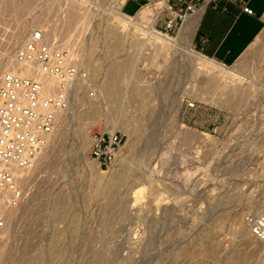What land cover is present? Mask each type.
Returning a JSON list of instances; mask_svg holds the SVG:
<instances>
[{
  "label": "rangeland",
  "instance_id": "374dc122",
  "mask_svg": "<svg viewBox=\"0 0 264 264\" xmlns=\"http://www.w3.org/2000/svg\"><path fill=\"white\" fill-rule=\"evenodd\" d=\"M142 1L128 0L122 10L114 0H0V41L10 50L31 28L44 26L75 48L79 62L95 75L87 74L80 92L73 88L68 108L27 171L26 198L6 238H0V264H264V245L247 234L243 222L244 212L262 204L264 195V146L246 141L253 128L248 113L257 107L246 101L258 89L244 104L225 109L194 92L196 83L188 87L197 68L219 80L215 88L238 85L242 73L256 75L261 85L264 34L239 62L225 66L233 68L227 72L194 55L190 38L178 37L182 22L168 33L154 23L171 40L161 51L146 30L133 39V15L142 5L127 13ZM118 10L133 19L117 18ZM105 35L113 36L108 41ZM128 59L133 66L117 86L119 100L112 94L102 99L98 83L106 69ZM201 90L212 89L204 84ZM74 91L80 93L76 100ZM185 97L201 102L187 108ZM76 101L84 102L77 107L92 102L95 129L115 128L125 135L116 170L120 179H112L113 171H99L85 151ZM243 111L242 124L227 128L235 112ZM214 125L219 132L209 130ZM92 166L97 174L90 173ZM55 200L65 208L60 214L52 211Z\"/></svg>",
  "mask_w": 264,
  "mask_h": 264
},
{
  "label": "built area",
  "instance_id": "2783aa9c",
  "mask_svg": "<svg viewBox=\"0 0 264 264\" xmlns=\"http://www.w3.org/2000/svg\"><path fill=\"white\" fill-rule=\"evenodd\" d=\"M149 1L144 0L138 7ZM166 2L155 25L167 33L178 28L187 12L201 5L200 0ZM123 6L124 3L122 10ZM242 8L252 12L247 5L243 4ZM61 41L40 25L31 28L13 50L0 41V238H6L26 198V172L46 146L58 112L68 108L71 90L78 79L87 76L75 48H68ZM198 102L201 101L185 97L182 104L196 108ZM246 103L257 106L248 113L252 114L249 118L253 128L249 130L251 138L246 141L256 142L250 145L264 146V85ZM242 115L246 112H235L226 127L240 126ZM217 127L214 125L209 130L219 132ZM89 135L90 158L101 170L112 166L125 135L120 130L95 129L94 126ZM243 221L255 239L264 241V195L262 204L244 212Z\"/></svg>",
  "mask_w": 264,
  "mask_h": 264
},
{
  "label": "bare ground",
  "instance_id": "6f19581e",
  "mask_svg": "<svg viewBox=\"0 0 264 264\" xmlns=\"http://www.w3.org/2000/svg\"><path fill=\"white\" fill-rule=\"evenodd\" d=\"M115 2H117L118 0H114ZM120 1V0H119ZM119 4H120V2H118ZM120 6H121V4H120ZM162 7H163V4H162ZM161 7V8H162ZM161 8L159 9V11L161 10ZM196 11V9H194V10H192L191 12H187V14L185 15V17H184V19H183V21H182V25H181V27H180V31H179V36L178 37H181V38H187V37H191V34H192V30H193V19H189L190 17H188L189 15H191V14H193L194 12ZM117 18H128V19H133V17H130V16H127V15H125L123 12H121L120 10H118L117 11ZM157 16H158V12H151L147 7H144V8H142L136 15H135V17H134V21H133V29L131 30V36L133 37V39L137 36V34L139 33V31L138 30H146V32L151 36V38H153L157 43H158V50H163L162 48L164 47V45H166V44H168L169 43V41L171 42V40L169 39V38H167V37H165V36H163L157 29H155V27H154V23H155V21H156V18H157ZM188 17V18H187ZM195 21V20H194ZM113 28V27H112ZM108 29V28H107ZM114 31H115V34L116 35H120L121 33H119V32H121L120 31V29H118V28H114L113 29ZM113 31V32H114ZM112 33V32H111ZM107 34V33H106ZM126 35L128 34V33H125ZM114 35V34H113ZM113 35H109L110 37L111 36H113ZM106 36V35H105ZM108 36V35H107ZM106 36V38L105 39H107L108 37ZM115 36V35H114ZM119 37H121V36H119ZM118 37V38H119ZM124 37H126L125 35H124ZM117 38V37H116ZM110 39V38H109ZM113 39V38H112ZM125 38H123V40H124ZM128 39V38H127ZM108 40V39H107ZM109 41V40H108ZM110 41H111V39H110ZM115 42H118V41H116V40H114ZM120 41V40H119ZM122 41V40H121ZM104 43H106L105 41H103ZM110 43V42H109ZM119 44H120V42H118ZM116 44V43H115ZM118 44V45H119ZM173 44L175 45V43L173 42ZM254 44V43H253ZM64 45V44H63ZM108 45V44H107ZM106 45V46H107ZM118 45H114V47L115 46H118ZM65 46V45H64ZM103 46V45H102ZM113 46V45H112ZM66 47H68V46H66ZM68 48H70V47H68ZM111 48V47H110ZM118 48V47H117ZM122 48V47H121ZM157 48V47H156ZM109 49V48H108ZM116 49V48H115ZM107 52H109L110 51V49H109V51L108 50H106ZM112 51V50H111ZM110 51V52H111ZM106 52V53H107ZM113 52V51H112ZM111 52V53H112ZM164 52V51H163ZM190 54H193V52H190ZM103 55V54H102ZM105 55V54H104ZM107 55V54H106ZM194 55H199V56H201V58L203 57L200 53H198L197 51L195 52V54ZM108 56V55H107ZM103 57H105V56H103ZM107 58V57H106ZM203 58H205V57H203ZM202 58V59H203ZM104 59V58H103ZM205 59H207V58H205ZM208 60H210V59H208ZM102 61V60H101ZM210 61H212V60H210ZM214 62V61H213ZM99 63V62H98ZM215 63H217V62H215ZM5 64H7V63H5ZM82 64V63H81ZM92 64H93V62H92ZM92 64H91V68L92 67H94V66H92ZM97 64V63H96ZM219 64V63H218ZM82 65H84V64H82ZM94 65H95V63H94ZM99 65H100V63H99ZM131 65L133 66V60L132 59H130V61H129V59L128 60H126V61H121V60H119V61H117V62H114V63H112V65L110 66V68L108 67V69H106V71H105V75L102 77L103 79H101L102 81L101 82H99L98 84H99V96L102 98V99H107L108 97H110L111 96V94L113 95V96H115V98H116V100H119V97H120V95H118V91H117V86H118V84H119V82L125 77V74L126 73H128L129 72V69H130V67H131ZM0 66H2V63H0ZM103 66V65H102ZM84 67L86 68V70H87V74H89L90 72H89V67H88V69H87V67L84 65ZM223 67L225 68V69H227V70H225V71H227V72H229V70H233V68H230V67H225L224 65H223ZM242 67V66H241ZM90 68V69H91ZM98 68V67H97ZM97 68H94V69H96V71H97ZM99 68H100V66H99ZM94 69L92 70V71H94ZM100 69H103V68H100ZM200 70H201V72H200ZM204 70V69H203ZM203 70L201 69V68H199V70H198V68L197 69H195L194 70V73H193V75H192V77H191V80L189 81V89H192V87H193V85L196 83V85H197V88H195V90H193L194 92H197V93H199V95H200V97L201 98H203L205 101H208V100H214L215 102H217V103H219L223 108H225V109H227V108H234L235 106H237L238 104H241V103H245V100H247V96H249L250 94L251 95H253V92L255 91V89L257 88L258 90L260 89V88H262L263 87V85H264V79L262 80V84L260 85L259 84V80L257 81V78H255V76L256 75H252V76H247V77H243V73L241 74L242 75V77H240L242 80H243V82L241 81L238 85H236V86H234V87H228L227 85H225V84H223V85H221L220 87H218V88H215V85H217L218 84V79H213V75H210V73H207V72H203ZM206 70V69H205ZM224 70V69H223ZM95 71V72H96ZM207 71V70H206ZM89 72V73H88ZM103 72H104V70H103ZM226 72V73H227ZM99 73V72H98ZM213 73V72H212ZM211 73V74H212ZM104 74V73H103ZM90 75H93V77L95 76L94 75V73H92V74H89V76ZM98 75L99 74H97L96 73V76L98 77ZM101 75V74H100ZM88 76V77H89ZM102 76V75H101ZM88 77L86 76L85 78H80V79H78L77 80V82H76V85L74 86V89H76V90H78V88H81L80 87V85H83L84 83H83V81L85 80L86 81V78L88 79ZM203 77V78H202ZM219 77V76H218ZM217 77V78H218ZM220 78V77H219ZM237 79V78H236ZM93 80V79H92ZM89 81V80H88ZM95 81H96V79H95ZM94 82V81H93ZM83 83V84H82ZM89 83V82H88ZM92 83V82H91ZM90 83V84H91ZM171 83V82H170ZM204 84H207V86L209 87V88H211L212 90H211V92L209 91L208 93H206L207 91H202L201 90V92L202 93H200V91H199V89L204 85ZM209 84V85H208ZM256 84L258 85V86H256ZM88 85V84H87ZM89 86V85H88ZM146 86V85H145ZM162 86V85H161ZM213 86H214V88H213ZM83 87H85V86H83ZM90 87V86H89ZM89 87H87V88H89ZM119 87V86H118ZM256 87V88H255ZM142 88H143V86H142ZM141 88V89H142ZM153 88V87H152ZM167 88V87H166ZM140 89V90H141ZM150 89V88H149ZM148 89V90H149ZM159 89V88H158ZM139 90V91H140ZM144 90V89H143ZM79 91V90H78ZM75 92L74 94H73V99L75 98V100L76 99H78L77 97H79L78 96V94H80L79 92ZM83 91H84V89H83ZM138 91V92H139ZM160 91V90H159ZM163 91V90H162ZM161 91V92H162ZM142 92V91H141ZM143 92H145V90L143 91ZM149 92H151V91H149ZM166 92V91H165ZM165 92H164V94H165ZM73 93V89L71 90V93H70V96H71V94ZM169 93V92H168ZM163 94V92L161 93V95ZM136 97V96H135ZM138 98V97H137ZM162 98V97H161ZM161 100V99H160ZM160 100H159V102H160ZM172 100V99H171ZM77 101H79V100H77ZM77 101L73 104L74 106L73 107H76V111L75 112H77V121H78V119H79V121H81L82 120V122H84L83 124H84V131L82 132V133H79L80 134V136H81V138H83V141H84V143H85V151L86 152H88V150H89V142H90V135H89V130H90V128L93 126V125H96V124H98V119L95 117V108H94V105L92 104V102H90L88 105H86V106H83L84 104V102L83 103H79L80 105L81 104H83L82 106H78L77 107V105H78V103H77ZM165 101V100H164ZM247 101H249V99L247 100ZM246 101V102H247ZM108 102V101H107ZM158 102V101H157ZM76 103H77V105H76ZM86 103V102H85ZM95 103V102H94ZM76 105V106H75ZM161 105V104H160ZM163 105V104H162ZM166 105V104H165ZM151 106V105H150ZM155 106V105H154ZM170 106H172L171 104H170ZM220 106V107H221ZM152 107V106H151ZM153 108H155V107H152V109H150V111L149 112H153L154 113V110H153ZM149 109V108H148ZM160 109V108H159ZM230 110V109H229ZM64 111V110H63ZM172 111H173V113H172V118L176 115V107H175V102L173 101V108H172ZM147 112V111H146ZM62 113L63 112H61V111H59L58 112V114H57V116H56V120H55V124H56V121H57V119L61 116L62 117ZM64 114V113H63ZM151 114V113H150ZM152 115V114H151ZM54 127H55V125H54ZM54 129V128H53ZM111 130H115V128H112ZM53 131V130H52ZM52 133V132H51ZM51 135V134H50ZM130 136V135H129ZM50 137V136H49ZM125 142V141H124ZM252 143V142H251ZM124 144V143H123ZM122 147H123V145L121 146V148H120V150H119V152H118V154H117V157H116V160H115V163L112 165V166H110L109 168H107V169H103V170H101L96 164H95V162H94V164H95V166H96V168L99 170V171H101V172H108V171H113L112 172V174H113V177H112V179H116V178H119L120 179V173L121 172H117L116 170H118L119 168H120V164H121V156H122V154H121V150H122ZM94 167L92 166V167H89V170H90V173L91 174H97L98 172H97V169H93ZM26 175H27V172H26ZM96 177V176H95ZM122 178H123V176H122ZM118 179V180H119ZM113 180V181H114ZM117 180V181H118ZM112 181V182H113ZM116 182V181H115ZM114 182V183H115ZM117 184L119 183V181L118 182H116ZM117 188V185L116 184H113L112 186H111V190H112V192L115 190ZM80 190V189H79ZM86 196V195H85ZM86 199V198H85ZM83 200H84V198H83ZM58 201H60V200H58ZM58 201H54L53 202V205H52V211H53V213L54 214H60V213H62L61 211L59 212V210L60 209H62V208H64L63 207V203L61 204V203H59ZM71 206V205H70ZM66 207V206H65ZM71 207H69V209H70ZM63 210H65V208L63 209ZM62 210V211H63ZM67 210V209H66ZM71 210V209H70ZM59 212V213H58ZM64 212V211H63ZM69 214V213H68ZM59 216V215H58ZM66 216V215H65ZM68 216V215H67ZM71 217H73V216H71ZM70 217V218H71ZM69 218V219H70ZM75 219V218H74ZM74 219H72V222H71V224L73 223V220ZM66 222V221H65ZM244 222V221H243ZM74 223H75V221H74ZM73 223V224H74ZM76 223H77V221H76ZM244 225H245V223H244ZM72 226H74V225H72ZM246 226V225H245ZM72 228V227H71ZM74 228V227H73ZM76 228V227H75ZM246 228H247V226H246ZM77 229V228H76ZM76 229H73V230H76ZM56 230V229H55ZM58 230V229H57ZM57 230H56V232H57ZM70 230V229H69ZM247 230H248V228H247ZM61 232V231H60ZM75 232V231H74ZM54 234H56V235H58V232L57 233H55L54 232ZM64 234V233H63ZM70 234V233H69ZM247 234H249V236L254 240V241H256V242H259V243H261V244H263L264 245V241H262V240H258V239H255L252 235H251V233L249 232V230H248V233ZM60 235V234H59ZM58 235V236H59ZM71 235V234H70ZM56 240H58V239H56Z\"/></svg>",
  "mask_w": 264,
  "mask_h": 264
},
{
  "label": "crops",
  "instance_id": "0c3cea01",
  "mask_svg": "<svg viewBox=\"0 0 264 264\" xmlns=\"http://www.w3.org/2000/svg\"><path fill=\"white\" fill-rule=\"evenodd\" d=\"M127 1L119 2L122 6ZM166 3V0H150L142 4L136 14L144 7L152 11V7L160 9ZM200 3V7L188 16L193 19L190 41L196 49L193 48L214 62L224 66L235 65L264 34V0H200ZM243 4L251 8L252 12L243 10Z\"/></svg>",
  "mask_w": 264,
  "mask_h": 264
}]
</instances>
